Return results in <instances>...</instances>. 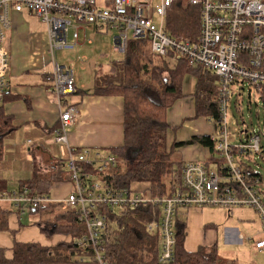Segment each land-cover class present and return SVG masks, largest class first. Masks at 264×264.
<instances>
[{"label": "built area", "instance_id": "2783aa9c", "mask_svg": "<svg viewBox=\"0 0 264 264\" xmlns=\"http://www.w3.org/2000/svg\"><path fill=\"white\" fill-rule=\"evenodd\" d=\"M175 1L179 0H0V107L10 89L7 78L10 56L5 38L11 29V14L29 11L47 27L50 79L61 106L60 128L54 142L66 149L73 189L59 206L77 210L87 229L85 240H81L86 244L79 243L92 248L97 264H106L100 235L106 229L107 212L114 208L131 209L148 204L162 208L159 215L154 212L147 225L149 232L160 237V263L174 260L175 218L181 208L214 207L230 213L236 208H250L258 215L264 232V198L260 190L263 180L250 178L240 161L235 162V156L261 152V135L253 132L246 143L232 147L227 132V103L233 86L248 82L257 92L264 86V0H180L199 9L200 34L194 42L175 39L166 32L167 15ZM87 26H95L99 31L117 30L118 35L113 38L116 53L124 54L130 40H146L154 54L183 57L190 65H201L218 76L221 127L219 137L211 136V140L222 161L220 172L202 163H185L183 190L164 198L152 197L148 187L112 189L97 178L98 174L114 168L117 160L108 153L69 145L66 130L79 112L76 106L67 105L66 97L75 94L77 87L73 70L56 58L58 51L73 50L79 45L80 32ZM70 29L74 30L72 42L68 40ZM224 181L227 184H222ZM54 202L47 195H32L27 190L0 196V203L11 204L20 215ZM255 249L264 250V239L255 243Z\"/></svg>", "mask_w": 264, "mask_h": 264}, {"label": "trees", "instance_id": "16d2710c", "mask_svg": "<svg viewBox=\"0 0 264 264\" xmlns=\"http://www.w3.org/2000/svg\"><path fill=\"white\" fill-rule=\"evenodd\" d=\"M166 32L178 40L197 41L200 34V13L197 7L183 1H175L167 15ZM147 46L148 51L144 48ZM123 59L112 61L111 70L97 77L91 93L99 96H120L124 100V142L107 152L113 155L117 164L114 168L98 174L97 178L107 187H148L152 197H170L183 190L182 169L185 165L173 158L177 148L200 145L208 149L216 159L215 144L210 136H194L185 142L167 145L168 109L184 97L182 85L185 76L196 81L195 118H207L217 132H220L219 78L201 65H190L183 57H163L151 51L146 40H130ZM50 76V74H49ZM264 103V86L260 91ZM13 130L11 118L0 107V152L4 138ZM249 134L247 135V138ZM250 178L262 179L260 173L246 163H240ZM220 172L221 163L218 162ZM92 166H89V170ZM94 169V166H93ZM53 180H39L38 177L22 182L19 191L27 190L32 195H49ZM222 184H227L226 181ZM44 188L45 191H42ZM7 191H0V196ZM18 192V191H17ZM57 204L31 210L32 214L49 213L54 216ZM162 208L146 205L139 208L109 210L106 229L100 235V242L106 264H240L225 262L219 256L216 246L201 247L196 252L184 248V225L175 220L177 245L174 260L160 263V237L148 231L147 225L154 212L159 215ZM6 214V211H2ZM68 215V216H67ZM67 215H55L58 221L52 225L36 224L47 237L66 238L53 247L37 243H15L12 257L0 249V264H97L91 247H83L87 229L79 220L76 209L67 210ZM68 220H67V219ZM61 222H67L63 224ZM62 225H65L63 227ZM179 225V226H178ZM7 231L6 216L0 217V231ZM86 244V242H83Z\"/></svg>", "mask_w": 264, "mask_h": 264}, {"label": "crops", "instance_id": "0c3cea01", "mask_svg": "<svg viewBox=\"0 0 264 264\" xmlns=\"http://www.w3.org/2000/svg\"><path fill=\"white\" fill-rule=\"evenodd\" d=\"M11 23V29L5 38V47L10 56L7 74L10 89L1 110L11 118L13 130L4 138L0 152V191L17 192L22 182L36 177L39 180H53L47 196L53 198L55 200L53 204L59 207L60 201L72 191L73 185L66 163V149L62 144L54 142L60 128L61 106L53 93L49 76L52 66L48 51L47 27L40 17L29 11L13 12ZM73 31L72 29V36ZM100 33L95 26H87L85 31L80 32L77 47L92 46L94 44L92 40L97 38L95 35ZM71 39L74 41L73 37ZM83 52V49L80 50L78 55ZM78 59L84 62L79 70L88 71L86 63L89 59L85 55L78 56ZM111 63L112 61L108 63L107 69H103L104 65L99 63L90 64L88 68L93 72L91 81L94 87L97 77L110 72ZM88 85V81L80 76L76 85L77 92L66 97L67 105L76 106L79 112L74 123L66 130L69 145L76 149L105 152L122 146L123 98L85 94L88 92ZM182 91L184 97L177 100L167 112V119L175 121V124L170 125L172 130L167 136L169 149L174 142H185L194 136L211 137L217 132L209 119L195 118L196 81L193 76H185ZM257 93L261 100L260 91ZM185 126H190L188 137L181 140L175 138L178 130ZM29 141L33 143L29 144ZM177 151L182 152L183 158L180 161L184 164L198 162L208 167L216 166L215 169L218 170V162H222L217 154L216 159L212 160L210 151L200 145L185 146ZM246 156L241 157L240 163L247 164L244 159ZM42 191H45L44 188ZM211 208L180 209L178 223L184 224L182 226L185 233V250L193 253L201 247L216 246L219 256L225 262L264 264V259L258 258L259 253L262 256L264 250L255 249V243L264 239L263 225L255 211L240 207L233 210L230 213L232 216H229L224 211H214ZM2 211H6V214ZM26 213L20 215L11 204L0 203V217L6 216L8 228L7 231H0V249L6 251L8 258L12 257V249L16 242L53 247L58 242L66 240L60 236L47 238L36 223L23 225L22 216H26ZM28 213L31 216H39L32 214L31 211ZM218 215L221 216V220Z\"/></svg>", "mask_w": 264, "mask_h": 264}, {"label": "rangeland", "instance_id": "374dc122", "mask_svg": "<svg viewBox=\"0 0 264 264\" xmlns=\"http://www.w3.org/2000/svg\"><path fill=\"white\" fill-rule=\"evenodd\" d=\"M36 20V19H35ZM155 21H157V17H155ZM37 22V20H36ZM38 24V22H37ZM100 34L95 35L97 38L93 39L92 41L94 44L92 46H79L77 48H74L73 50L69 51H63L59 52L56 55L57 61L61 64H65L66 66L70 67L73 70L74 74V80L78 82V78L82 76L85 78L89 85H88V92H91L93 89V84L91 79L93 78V72L90 68H88L91 65H95L96 63H99L102 66L103 69L108 68V63L110 61L116 60H122L123 54L116 53L113 50V38L118 35L117 30H100ZM69 40L72 41V29H70V33L68 35ZM84 50V52L81 55H78L80 50ZM146 51H148L147 46L144 48ZM85 55L89 61L86 63V68L88 71L81 72L79 68L84 65V62L80 61L78 59V56ZM102 59V60H100ZM98 64V65H99ZM76 82V85H77ZM193 90V88H192ZM167 123L170 126L171 124H175V121H173L171 118L169 120L167 119ZM190 126H185L181 130H178L177 134H175V138L181 140L186 139L188 137L187 132H189ZM227 132H228V141L229 144L232 147H237L241 143H246L247 141V135L252 134L253 132H257L261 135V152L259 154H254L250 156H246L244 159L251 167H253L258 173H260L263 184L260 186V190L262 192V196L264 198V103L260 100L258 93L253 90L252 86L250 84L244 83L240 86H233V94L230 97V100L227 103ZM172 129L169 128L167 132L168 133ZM173 134V133H172ZM213 136L219 137V132H216ZM179 149V148H177ZM174 152L173 158L175 160H180L183 158L181 156V151ZM97 151H94L96 153ZM220 159V158H219ZM242 159L239 156H235V162ZM210 169L215 171L216 166H209ZM145 186H133L132 189H145ZM209 208V207H206ZM211 208V207H210ZM214 211H224L226 215H231L229 211L227 210H221L219 208H211ZM116 210H119L118 208ZM67 215V210L63 209L62 207H57V212H54V216H52L49 213H40L39 216H31L29 213H26V216H22V224L23 225H33L37 221H41L42 225H52L58 221V219L55 218V215ZM68 216V215H67ZM221 220V216L218 215ZM67 219V218H66ZM218 219V218H217ZM68 220V219H67ZM63 224H67V222H61ZM65 227V225H62ZM64 239V238H63ZM258 258L264 259V253L261 256L259 253Z\"/></svg>", "mask_w": 264, "mask_h": 264}]
</instances>
